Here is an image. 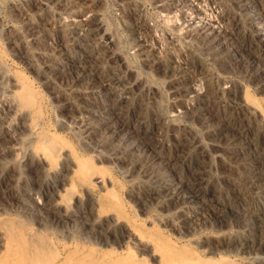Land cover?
Returning a JSON list of instances; mask_svg holds the SVG:
<instances>
[{
	"label": "rangeland",
	"instance_id": "374dc122",
	"mask_svg": "<svg viewBox=\"0 0 264 264\" xmlns=\"http://www.w3.org/2000/svg\"><path fill=\"white\" fill-rule=\"evenodd\" d=\"M0 1H1L0 18H2L0 19V66L1 68L4 67L3 69L8 71V72L6 71V73L9 74L8 76H10V84L12 85V81H14L15 78H17L15 81L25 82V84L30 86V88L33 90V92L36 95V103L39 108V115L42 118V123H43L42 126H44L42 127V129H44L46 133H49L50 135L54 136V138L63 142L64 148L68 146L66 149L69 148L68 151L72 153L71 156H73L72 158L74 160L77 161L79 159L81 161H86L93 168L92 172L95 173L97 171L95 173L96 175L98 174L99 176H103L105 179L107 178L106 181L103 179L105 181L104 182L105 187L107 186L105 188L107 192L106 190H104L103 195H107V193H110L112 191V193L116 196L115 198L116 208L113 210H108V212H106L107 210L100 212L98 208L96 207L94 208V205L91 204L90 202L91 200L86 202L88 197L90 196L88 193L86 194L87 191H85L83 188L81 189V187H75L71 192L73 196L69 192H68L69 193L68 196H67L68 193L65 194V192H62V194L66 196L65 198L67 200V203L75 204L76 200L81 198L83 199L84 202H86L85 203L86 206L82 202L80 203V205L78 204L79 205L78 209L84 212L83 217L80 218V216H78V218L76 217L74 219H70V221L72 222L68 220L69 217L65 212L61 214H57V213L53 214V212L48 211L46 209H42L38 211L36 210L35 212H39L36 213V215L38 214L40 217H44L46 221L49 223L51 222L54 223V230H51L48 236L46 234V238H47L46 242L49 244L48 246L50 247V249L53 250L55 256L56 255L65 256V254L69 251L70 246H67L69 244L65 240H62L63 237L62 235L67 234L69 230L68 227L74 226L75 229L78 228L76 230L79 232L83 231L84 229H88L87 230L88 234H86V237L88 240H90V242H87V239L86 241L75 239L77 241L74 242L75 241L74 240L72 243L73 246L72 250L76 252V259L83 260L87 264H110L107 262L109 256H115V258L119 262V263L117 262L118 264L122 263V257L129 259V261L133 262L134 264H155V263L159 264L160 263L159 260L161 261V259L163 260L166 259L165 257H168V254H165L164 250L161 249L160 247V245L162 244H165L166 246L170 247L171 250H173L172 252H176L177 255L180 254L181 264H193V263L194 264H219V263L220 264H231V263L232 264H260V263L263 264L264 263V251H262L264 249V246L262 248V244L259 245L257 243V239L264 236V228H262L264 222V216H263L264 192H262L264 191V167H263L264 166V160H263L264 159V140H263L264 120L261 119L259 120V118L253 116L251 112L250 113H246V111L242 112L240 111L241 110L240 108H236L237 107L236 105H238V103L240 102L237 100H243L246 98L248 100V103H250L252 106L257 107L258 109H260V112L262 111L264 113V91H263L264 78L256 79L252 76L253 68L254 69L259 68L262 65V62L260 61H261V56L264 54L263 52L264 48L263 46L261 47L260 41L258 39L259 32L257 28L259 27L257 24L255 25V23L252 22L251 19L253 16L252 15L253 10L260 12L262 18H264L263 17L264 0L261 1L259 0V2H256V4H254L256 8L254 7L253 10L245 9L243 5L244 2L242 3L243 0H126V1L125 0H86V1L85 0H58V1L57 0H26V1L0 0ZM22 3L24 4L25 7L26 5L29 4L27 6V9L31 7L29 9H31L30 11L32 15L33 16L35 15L34 18L37 21L52 20L54 22V24H51L52 27L50 25L49 28H47L48 31L51 32V35L53 34L52 36H55L54 41L44 44L45 46L35 45L34 39L26 31L27 30L25 28L26 25L22 21L23 20L22 16L19 15L15 9L17 6L21 5ZM40 6L41 9L39 8ZM33 9L36 10L38 13ZM41 10L43 11V13ZM246 11H248L249 13ZM39 13L40 15H38ZM41 15L42 17H40ZM37 17L39 20L37 19ZM221 17L224 18V22L226 24H224V22L223 23L221 22L222 20ZM226 18L228 21L226 20ZM237 20L240 21L238 22ZM216 21H219V23ZM235 22L239 23L240 28L237 32L240 33L238 34L237 37L238 38L237 43L234 46L235 49L240 50V54H242V56L239 57V61L233 60L234 62L237 61L235 63L232 60H228V61L225 60V62L218 61L214 59L213 55L210 54V52L207 50V46L205 45L206 44L205 37L208 36L207 34L208 32L206 31L205 26H207V24L208 25L216 24V27L217 26L220 27V28L218 27L219 30L225 31L224 29L227 30L228 28L233 30L232 27L235 24ZM17 32L22 34L27 44L31 43L30 45H32L33 47L31 46L30 50H33L32 48L34 49L39 48L38 50H36L37 51L36 55L38 57L35 55V57L37 58L36 60L38 61V62L36 61L37 62L36 66L42 69V71L43 69H46L44 70L45 74H43L44 72L41 73L42 71L39 73V71L36 70L38 68L34 69L30 67L26 59L22 58L19 53L17 54V51L13 50L12 46H10L7 38H9L11 34L12 35L17 34ZM140 37H142L141 40L144 39L147 41V45H149L148 47L149 51L147 49L146 51L148 52L143 53L142 50H139L141 49L139 47L141 43ZM109 38H111V42ZM91 39L94 42H92ZM67 41H69V44ZM238 41L240 42L238 43ZM91 42L92 44H90ZM248 43L252 47L253 53H246V52L243 53L244 51H241L243 50L242 47L244 45H248ZM86 44H88L89 51L88 49L85 51L83 47ZM47 48L50 50H48ZM68 48L71 51H69ZM92 48L95 52L102 48L105 49L106 62L104 61L105 62L104 67L103 66L98 67L99 70L97 71L98 73L96 74H94V72L90 73L89 71L88 72L86 71V79L84 81V83L86 82V84H83V82L82 83L78 82V78H76V76L80 73L79 70L76 72L68 71L66 66L70 58H72L70 62L71 63L73 62L77 66L83 67L85 65H90V63H94L95 57H93L91 54L93 51H90ZM155 51L156 53H154ZM84 53L86 56L84 55ZM79 54H81L82 56ZM146 54L148 55V57ZM252 55H254V57ZM151 56L153 57L152 59H155V61L158 59L162 61V64L160 65L161 68L159 67V65L158 67L154 66V64L152 66L151 63L152 59H150ZM53 57H55L56 60H54ZM236 57H238V54L236 55ZM48 60H51L52 63H56V64L58 63L57 65L60 66L61 69L64 64L63 66L64 70L63 69L61 70L60 75H58L57 78L58 80L56 79L55 81L56 83L55 86L57 89L60 90V93L54 92L52 87H48L49 85H47L48 83H46L47 80L44 78V76H47L49 72L50 73L52 72V70H50L49 67L48 68L46 67V63L49 62ZM254 60L258 61L260 64ZM174 61H176L174 63V68H173V71L175 73L172 72L171 69L170 70L166 69V66L168 67L169 64H171ZM253 61L256 63H254ZM25 63H27V65L29 66H27ZM236 63L239 65H237ZM112 69L114 71V74H118L119 72L120 74L118 75H122L124 84L127 86L126 87L127 95H126V100L124 101V105L127 103L133 104L130 105V107H128L129 106L128 104L125 105L126 108L124 107L125 110L124 112L126 115L129 116L131 114L130 117H132L133 120H135L134 118H137L139 116L144 115L145 118L148 116L146 119H149L148 121L150 122L153 121L152 123H154V121L157 122L159 118L160 121H163L167 125H169L170 127L169 130L172 131V132L169 131L171 138L173 137V135H175L176 131H177L176 133L179 134L177 135L181 136L180 139L175 138V136L173 137V139H176V141H173L171 147H169L167 144L164 145V149L162 153L164 156L166 155L168 156L173 150L180 152L182 149L184 151V147L180 143L181 142L180 140H182L183 137L189 140H193V139L194 141L196 140L195 142L199 147L194 143L196 145L195 147L197 150H194V154L189 156V158H187V161L191 160L190 162H187V164L189 165L188 167L189 170L188 169L186 170V173L190 172L189 173L190 176L188 173L187 174L185 173L186 175L185 174L184 175L187 177H191L189 178V181H191V183H194L196 179L195 178L196 175L194 176L193 170H196L197 167L198 168L200 167V169H202L203 168L202 166L206 165V167L207 166L209 167L211 174L212 173L214 174L211 175L214 178L213 179L211 178V182L208 185H206L208 186V189L206 188L205 192L194 195L195 203L193 202L194 204L192 205L196 207H201L202 205L203 206L206 205V207L211 206V208L213 206L216 208V211L218 210L217 211L218 216L217 214L215 215L214 212H211L210 209H208L209 212L208 215H210L212 219L210 216H207L205 217L206 219L205 221V219L201 217L200 222L197 223L194 222L189 224L188 221H185L184 219L181 218V215H179L181 213L178 212L179 210L174 209L177 207V204L175 202H173V205L175 204L176 207L172 206V204L170 203L165 202L162 198H159L164 202L163 203L161 200L157 199L158 195L155 193L153 194L154 196H152L153 189L150 188L149 186L150 183L147 182L148 180L147 179L145 180L143 177H141L142 175L134 177L132 175H134V173L136 172L133 171L131 173L128 172L129 175L128 176L126 174L127 172H124L125 170H122V168H117V167L114 168V165L109 166L112 164L109 162L106 163L103 162L104 160H102L103 159L102 153L99 154L98 152L87 151L85 150V148H83L84 147L83 137L82 135H79L77 128H75L77 131L75 129L67 130V129H61V126L58 125L60 120L62 118L64 119L68 115L66 112H64L65 111L64 105H67L68 103L66 98L69 99L70 96L73 98L76 97V99H78V102H84V100H81L82 97L81 95L85 91L84 90L85 87H88L89 86L88 84H92V83L95 84L96 87H101L100 85V83H102V80L100 79L101 75H106V73L112 74L113 73L111 72ZM99 72H101L100 73L101 75H99ZM205 72H207L208 74ZM87 78L89 80V83L87 82L88 81ZM170 83H172L173 85ZM50 88H52V90ZM152 89H155V91ZM49 90L51 91V93ZM100 90H102V88ZM109 90L107 89L108 92ZM130 91L133 93H131ZM173 91L174 93H172ZM105 94H107L106 90L105 92H102V95L107 97L106 99H104V102L115 103L118 102V99H120L117 98L118 95L115 96L116 94L112 97H108ZM114 98L117 101H115ZM130 101H132L133 103H131ZM232 101L233 102L237 101V102L233 103ZM2 103H4V101ZM219 103L220 104L222 103V105L225 108L223 106L221 107ZM144 104H147L148 106ZM212 104L214 107L211 106ZM215 104H217L218 106H216ZM1 105L2 104H0V106ZM204 105L206 107L210 105L209 107H211V109L213 110V112H211L212 110L208 107L209 108L208 111L210 114H214L217 111L215 109H219V108L221 110L224 109L225 111L227 110L226 112L231 114V116L234 115L233 118L237 121V123H239L241 120L240 118L238 119L239 116L245 114L250 115L247 117L248 121L246 120L245 123V128H246V124L249 127V129L246 128L247 131H249V133L247 132L248 134L246 133L248 137L241 140L239 143L237 142L238 144L237 147H235V150L225 145L226 143L225 141L227 140L228 136L217 135V133L209 134L206 128H204L205 126L204 124H202L203 119L201 118V115L200 114H199L200 116L197 115L198 113H200V111H198V107ZM145 106H146L145 110H142L140 108ZM232 106L235 109H232L233 108ZM157 107L158 109H156ZM147 108L148 110H146ZM142 111L144 112V114L142 113ZM235 116L237 117V119ZM220 121H218V123L221 124ZM181 125L183 128L181 127ZM47 129H49V131ZM229 130L233 131L229 133V134L232 133L231 135L237 132V131L234 132L235 130H231V129ZM60 137L62 140L60 139ZM202 150L205 151V153L207 154H205L204 152L202 153ZM183 151H181L180 154H182ZM247 151L248 153H246ZM254 152L257 154H255ZM203 154H205V156ZM201 155H203L204 157H202ZM86 158L87 159L89 158V160H87ZM200 158L201 160H199ZM198 160L199 162H196ZM60 165L59 164L57 165L56 170L59 168L58 169L59 171L61 170L64 171L63 165L62 166ZM15 169L10 168L9 170L11 171H7L6 173L7 177L5 178V180L0 179V188H1L0 195H2L0 196L1 198L0 202L2 201L0 207L3 206L2 208H0L1 209L0 225L5 224L6 222L15 223L18 220L20 221V218L22 221L23 220L26 221L25 218L20 217L18 214L16 215V212L14 213L15 210L6 211L5 209H3L4 207L7 206L8 207L13 206L14 209L17 207L16 204L14 203L17 197L15 196L14 198V196L11 193L12 190L11 186H13V182L21 183L19 185L21 191L22 190L24 191L26 187L37 188L39 183L37 181L35 182V179L38 180V177L36 175L26 174L22 176L23 178L19 179V172H17L18 171L17 168ZM174 171L173 172L167 171V172H170L172 174L174 173ZM253 175L255 176L253 177ZM127 177H129L130 179ZM193 177L195 179H193ZM142 178L145 181L144 183H149V184L144 185ZM26 179L30 180L31 182L28 180L26 181ZM11 183L12 185L10 186ZM106 183H109V185ZM111 183L113 185H110ZM140 183L143 184L140 185ZM92 185L93 186L89 190L90 193H94L95 191L97 192L101 190L100 186L96 187L98 185L96 184H92ZM135 185H137V187ZM140 189L142 190V192ZM258 189L259 192H257ZM5 191H9L8 194L10 196H3V192ZM76 192L77 193L79 192L78 195ZM84 193L87 197H84V195H82ZM31 195L34 194L31 193ZM142 195L143 197H141ZM197 195L198 197L199 196L200 197L198 198ZM3 198H5L4 199L5 201L3 200ZM82 199L80 201H82ZM153 200L155 203H158V205L157 204L155 205V203H153ZM4 202L7 204L6 206ZM160 202L162 204H159ZM10 203L13 204L10 205ZM165 204L166 206L169 207H166ZM222 208L225 210H223ZM96 210L97 213L99 212L98 214L96 213ZM174 210L175 211L177 210V212H175ZM109 211L113 213H110ZM100 213H104V214L108 213L109 215L110 214L111 215L109 216L107 214V216L103 215L104 217H102V214L100 215ZM2 214L4 215L6 214V216L10 218H7L6 216L3 217L4 215L2 216ZM108 216L110 217V219ZM12 217L14 218L13 220L11 219ZM96 218L99 220V222L97 220L98 223L95 224L96 226L95 225L93 226L92 223L95 221ZM118 218L121 220H118ZM123 218L125 219L122 221ZM178 218H181V220ZM178 220L181 222H178ZM3 221L5 223H3ZM128 221H129L128 223L129 225L126 224V222ZM175 221L177 223H174ZM119 222L121 223L123 222V223L121 224ZM132 225L134 226L132 227ZM179 225H181L182 227L180 228ZM197 225L200 227H198ZM196 226L198 227L199 230H196L197 229ZM31 228L37 231L39 226L37 227L36 224H33ZM259 228H261L262 230ZM59 229L61 230L59 231ZM4 231L5 230H3V227L0 226V236L2 235V237L0 238L3 241L5 240ZM129 233H135L137 236H140V238H142L144 242L143 241H141L142 243L135 242L133 238L129 236ZM251 238H253L254 240ZM145 239L150 241L149 242L145 241ZM150 246L153 248H151ZM257 246L259 247L256 248ZM247 249L249 250L247 251ZM252 249L253 251H251ZM150 250H153L151 252L152 253L154 252L158 256L157 255L150 256L151 254V252H149ZM256 252L258 254L260 253L261 255L260 254L258 255ZM253 257L256 258L254 259Z\"/></svg>",
	"mask_w": 264,
	"mask_h": 264
},
{
	"label": "bare ground",
	"instance_id": "6f19581e",
	"mask_svg": "<svg viewBox=\"0 0 264 264\" xmlns=\"http://www.w3.org/2000/svg\"><path fill=\"white\" fill-rule=\"evenodd\" d=\"M24 1V0H23ZM26 1V0H25ZM58 1V0H57ZM55 1V2H57ZM86 1V0H85ZM126 1V0H125ZM261 1V0H260ZM1 2V1H0ZM16 2V1H15ZM50 2V1H49ZM54 2V3H55ZM62 2V1H61ZM244 2V3H243ZM256 2H259V0H243L242 3L247 10H253L255 7L254 4ZM27 3V2H26ZM82 3V2H81ZM89 3V2H88ZM133 3V2H132ZM155 3V2H154ZM238 3V2H237ZM20 4V3H18ZM35 4V3H34ZM86 4V3H85ZM158 4V3H157ZM29 5V4H28ZM24 6L22 3L21 5L17 6L15 9L18 12L19 15L22 16L23 23L26 25V31L30 36L34 39L35 45L37 46H45L44 44L54 41V37L51 35V32L48 31L47 28L51 24H54L52 21H37L34 16L31 13V7L27 9V6ZM42 5V4H41ZM258 5V4H257ZM256 5V6H257ZM16 6V5H15ZM36 7V6H35ZM45 7V6H44ZM243 7V6H242ZM241 7V8H242ZM263 7V6H262ZM41 9V6L39 7ZM256 8V7H255ZM6 9V8H5ZM39 9V10H40ZM70 9V8H69ZM34 10V9H33ZM32 10V12H33ZM38 10V7H37ZM43 10V9H42ZM41 10V11H42ZM134 10V9H133ZM36 11V10H34ZM40 11V13H41ZM44 11V10H43ZM42 11V13H43ZM48 11V10H47ZM51 11V10H50ZM98 11V10H97ZM136 11V10H135ZM13 12V11H12ZM37 12V11H36ZM35 12V13H36ZM248 12V11H246ZM262 12V11H261ZM9 13V12H8ZM38 13V12H37ZM40 13L38 15H40ZM91 13V12H90ZM249 13V12H248ZM254 13V14H253ZM252 13V22L257 24L259 28H257L259 34H258V39L260 41L261 47L263 46L264 48V18H262V15L260 12L253 10ZM17 14V15H18ZM104 14V13H103ZM7 15V14H6ZM37 15V14H36ZM81 15V14H80ZM249 15V14H247ZM5 16V15H4ZM49 16V15H48ZM92 16V15H91ZM100 16V15H99ZM137 16V15H136ZM42 17V15L40 16ZM58 17V16H57ZM75 17V16H74ZM233 17V16H232ZM264 17V16H263ZM4 18V17H3ZM66 18V17H65ZM100 18V17H98ZM222 18V17H221ZM2 19V18H0ZM38 19V17H37ZM43 19V18H42ZM53 19V18H52ZM81 19V18H80ZM91 19V18H90ZM250 19V20H251ZM39 20V19H38ZM48 20V19H47ZM58 20V19H57ZM78 20V19H77ZM103 20V19H102ZM227 20V18H226ZM230 20V19H229ZM220 21V20H219ZM219 21H216L219 23ZM228 21V20H227ZM238 21V20H237ZM240 21V20H239ZM238 21V22H239ZM16 22V21H15ZM107 22V21H106ZM215 22V23H216ZM221 22H224V18H222ZM231 22V21H230ZM235 22L233 25V30L228 28L227 30H219V26L216 27V24H207L205 26L206 31L208 32V36L205 37V42L207 46V50L210 52L211 55H213L214 59L218 61H228V60H237L239 61V57L242 56L240 54V50L235 49L236 43H237V37L240 32H237L240 28L239 23ZM224 24H226L224 22ZM228 24V23H227ZM242 24V23H241ZM240 24V25H241ZM251 24V23H250ZM76 25V24H74ZM84 25V24H83ZM218 25V24H217ZM253 25V24H252ZM95 26V25H94ZM107 26V25H106ZM193 26V25H192ZM225 26V25H224ZM52 27V25H51ZM219 27V28H218ZM252 27V26H251ZM257 27V26H256ZM24 28V29H25ZM137 28V27H136ZM54 29V28H51ZM50 29V30H51ZM243 29V28H242ZM245 29V27H244ZM84 30V29H83ZM110 30V29H109ZM143 30V29H142ZM12 31V30H11ZM56 31V30H55ZM204 31V28H203ZM223 31V32H222ZM245 31V30H244ZM257 32V31H256ZM50 33V34H49ZM75 33V32H73ZM85 33V32H84ZM109 33V31H108ZM113 33V32H112ZM149 33V32H148ZM80 34V33H79ZM100 34V33H99ZM141 34V33H140ZM147 34V33H146ZM206 35V34H205ZM243 35V32H242ZM29 36V37H30ZM81 36V35H80ZM100 36V35H99ZM198 36V35H197ZM210 36V39H209ZM109 37V36H108ZM116 37V36H115ZM144 37V36H143ZM204 37V35H203ZM228 37V38H226ZM256 37V35H255ZM117 38V37H116ZM115 38V39H116ZM142 37H140L141 40ZM8 39V42L10 46H12L13 50L17 51V54L19 53L22 58H25L27 63L30 65L32 68H38L36 69L39 71V73L42 71L39 67H37V58L35 57L37 51L39 48L30 50L31 46L30 44H27L25 42V39L23 38L21 33L17 34H11ZM56 39V38H55ZM80 39V38H79ZM139 39V38H138ZM209 39V40H208ZM241 39V38H240ZM244 39V38H243ZM31 40V39H30ZM57 40V39H56ZM55 40V41H56ZM92 40V39H91ZM100 40V39H99ZM111 42V38H109ZM69 44V41H67ZM72 42V41H71ZM70 42V43H71ZM92 42H94L92 40ZM92 42L90 44H92ZM109 42V43H110ZM140 42V41H139ZM204 42V43H205ZM240 41H238L239 43ZM242 42V41H241ZM245 42V41H244ZM89 43V42H88ZM97 43V42H96ZM243 43V42H242ZM59 44V43H58ZM104 44V43H103ZM60 45V44H59ZM83 45V44H81ZM94 45V44H93ZM108 45V44H106ZM252 45V44H251ZM36 46V47H37ZM47 46V45H46ZM50 46V43H49ZM57 46V45H56ZM97 46V45H96ZM100 46V45H99ZM205 46V47H206ZM239 46V44H238ZM33 47V46H32ZM58 47V46H57ZM85 51L88 49V44L83 46ZM117 47V46H116ZM139 47L142 50L143 53L148 52V47L147 41L142 39ZM152 47V46H151ZM199 47V46H198ZM242 47V46H241ZM65 48V47H63ZM99 48V47H98ZM105 48V47H104ZM48 49V48H47ZM138 49V48H137ZM146 49L148 51H146ZM152 49V48H151ZM235 49V50H234ZM244 51L243 53H253L252 47L249 45H244L242 47ZM44 50V48H43ZM42 50V51H43ZM46 50V49H45ZM50 50V49H48ZM69 51H71L68 48ZM82 50V49H81ZM105 49H100L98 51H94L93 48L90 51H93L91 54L94 59V63H90V65H85V66H77L73 62L71 63L70 58L69 62L67 63V70L68 71H73L76 72L79 70V74L76 76L78 78V82L83 84L85 79H86V71L94 74L98 73L97 71L99 70L98 67L103 66L105 61ZM173 50V49H172ZM205 50V49H204ZM56 51V50H55ZM54 51V52H55ZM89 51V49H88ZM137 51V50H136ZM154 51V50H153ZM11 52V51H10ZM51 52V51H50ZM53 52V50H52ZM82 52V51H81ZM158 52V51H157ZM171 52V51H170ZM256 52V51H254ZM264 52V51H263ZM56 53V52H55ZM69 53V52H68ZM89 53V52H86ZM110 53V52H109ZM156 53V51L154 52ZM153 53V54H154ZM193 53V52H192ZM52 54V53H51ZM97 54V55H96ZM107 54V53H106ZM127 54V53H126ZM148 54V53H147ZM146 54V55H147ZM158 54V53H157ZM155 54V55H157ZM160 54V53H159ZM170 54V53H169ZM208 54V53H207ZM238 54V57L236 55ZM16 55V54H15ZM49 55V54H48ZM72 55V54H71ZM81 55V54H79ZM85 55V53H84ZM113 55V54H112ZM144 55V54H143ZM142 55V56H143ZM145 55V56H146ZM37 56V55H36ZM82 56V55H81ZM86 56V55H85ZM165 56V55H164ZM171 56V55H170ZM254 57V55H252ZM38 57V56H37ZM41 57V56H40ZM139 57V56H138ZM144 57V56H143ZM142 57V58H143ZM148 57V55H147ZM175 57V56H174ZM231 57V58H230ZM252 57V58H253ZM48 58V57H47ZM54 60L55 57H53ZM84 58V57H82ZM87 58V57H86ZM122 58V56H121ZM124 58V57H123ZM153 57L151 56L150 59ZM155 58V57H154ZM60 59V58H58ZM57 59V60H58ZM116 59V58H114ZM149 59V58H148ZM161 59V58H160ZM168 59V58H167ZM249 59V58H248ZM256 59V58H255ZM43 60V59H42ZM41 60V61H42ZM62 60V59H61ZM60 60V61H61ZM83 60V59H81ZM88 60V59H87ZM125 60V59H124ZM251 60V58H250ZM257 60V59H256ZM254 60V61H256ZM37 61V62H36ZM40 61V60H39ZM45 61V60H44ZM49 62L46 63V67L50 68L52 72L47 76H44V78L47 80L46 83L49 85L48 87H52L54 92H59L60 90L56 88V79L58 78V75H60L61 70L60 66H58L56 63H52L51 60H48ZM59 61V63H60ZM105 61V62H104ZM235 61V62H237ZM253 61V62H254ZM58 62V61H57ZM63 62V61H62ZM61 62V63H62ZM66 62V61H65ZM88 62V61H86ZM108 62V61H107ZM117 62V61H116ZM115 62V63H116ZM149 62V61H148ZM176 61L172 62L169 64V66H166V69H171L172 72L174 68V63ZM215 62V60H214ZM234 62V61H233ZM234 62V63H235ZM250 62V61H249ZM259 63L258 61H256ZM254 62V63H256ZM262 65L259 68H253L252 76L256 79L264 78V54L261 56V61ZM16 63V62H15ZM27 63H25L27 65ZM85 63V62H84ZM150 63V62H149ZM152 66L160 67L162 64V61L159 59L155 61V59L151 60ZM217 63V62H216ZM243 63V62H241ZM251 63V62H250ZM87 64V63H86ZM223 64V63H221ZM226 64V63H225ZM237 64V63H236ZM260 64V63H259ZM27 65V66H29ZM39 65V64H38ZM61 65V64H60ZM81 65V64H80ZM220 65V64H219ZM239 65V64H237ZM256 65V64H254ZM258 65V64H257ZM43 66V65H42ZM120 66V65H118ZM146 66V65H145ZM102 67V68H103ZM4 68V67H3ZM0 66V179L5 180L7 177L6 173L10 168H17V172H19V179L23 178V175L26 174H31V175H36L38 177V180L35 179V182H39L37 188H30L26 187V189L23 191L20 190V182L16 183L13 182L10 184L12 187L11 193L12 195L17 197L16 201L14 202L16 204V208L14 207H4L6 211L8 210H15L14 213L16 212V215L18 214L20 217H23L26 219V221H22L20 217V221L18 220L15 223H5L3 221V225H0L3 227V230H5V240L3 241L0 238V264H87L83 260H77L76 259V252L73 251V246L72 243L75 239H80L82 241H86L87 237L86 234L88 229H84L83 231L79 232L74 228V226L68 227V232L65 235H62V240H65L70 246L69 251L65 254V256L61 255H54L53 250L50 249L48 246L49 244L46 242V234L48 236L49 232L51 230H54V223L47 222L44 217H40L35 212L36 210H42L46 209L48 211H51L57 214H61L65 212L67 216L70 219L78 218V216L83 217L84 212L79 210L78 206L80 203H86L89 200H91V204L94 205V208H98L100 212L107 210H113L116 207V196L112 193H107V195H103V191L106 190L104 182L106 179L103 176H98L92 172V167L86 162V161H81V160H74L71 156V152L68 151V149L64 148L63 142L60 140L54 138V136L50 135L49 133H46L44 129H42L43 123H42V118L39 115V108L36 103V95L33 92V90L30 88L29 85L25 84V82H18L15 81L17 78H15L14 81H12V85L10 84V76L9 74L6 73L7 70H4ZM111 68V67H110ZM134 68V67H133ZM138 68V67H137ZM161 68V67H160ZM159 68V69H160ZM189 69V68H188ZM203 69V68H201ZM229 69V68H228ZM43 71L41 73L44 72ZM64 70V69H63ZM103 70V69H102ZM119 70V69H118ZM163 70V69H162ZM13 71V70H12ZM36 71V72H37ZM82 71V72H81ZM8 72V71H7ZM10 72V71H9ZM113 72L112 74H107L106 75H101L99 72V75H101L100 79L102 80V83H100L101 87H96L95 84H88V87H85V91L81 95V100H84V102H78V99L69 97V99L66 98L67 100V105H64L65 111L68 115L64 119L62 118L58 125L61 126V129H75L77 128L79 135H82L83 137V143L85 150L91 151V152H98L99 154L102 153V160L103 162H109L114 168H122V170H125L124 172H127L126 174L128 175V172H136L134 173V177L140 176L143 177L145 180L147 179L149 183H144L145 181L143 180L144 185L149 184L150 188L153 189L152 196L153 194H157L158 198H162L165 202L172 204L175 202L177 204V207L174 209L179 210L181 214V218L184 219L185 221H188L190 223H197L200 222V218L210 216L208 215V209L211 210V212H214L216 215L218 210L216 211V208L212 206L206 207V205H202L201 207H196L192 204H194V198L195 194H200L205 192L206 188L208 189V185L211 182V178L213 179L211 175V171L209 167L206 165L202 166L203 168L200 169V167L194 171V176L196 175L194 183H191L189 181V178L185 176L186 170H189V165L187 164V158L189 156L194 154V150L196 149V140H189L186 138H182L180 140L181 144L184 147V151L182 154L181 151L177 152L175 150H170L172 151L168 156H164L163 149L164 145L167 144L169 147H171L173 141H176L175 138L180 139L181 136H178L179 134L175 132V135L171 138L170 136V131L169 130V125H167L165 122L160 121L158 118V121L154 123L148 121L149 119H146L145 116H139L137 118H134L133 120L130 115L125 114L124 110V101L126 100V95H127V86L124 84V80L122 78V75L118 72V74H114L113 69L111 70ZM139 72V71H138ZM191 72V71H190ZM38 73V72H37ZM38 73V74H39ZM67 73V72H66ZM117 73V71H116ZM175 73V72H174ZM202 73V72H201ZM207 73V72H205ZM20 74V73H19ZM45 74V72L43 73ZM42 74V75H43ZM62 74V73H61ZM104 74V72H103ZM123 74V73H121ZM126 74V73H125ZM172 74V73H171ZM182 74V73H181ZM208 74V73H207ZM170 75V74H169ZM98 76V75H97ZM182 76V75H181ZM183 77V76H182ZM181 77V78H182ZM40 78V77H39ZM60 78V77H59ZM61 79V78H60ZM64 79V78H63ZM99 79V80H100ZM12 80V79H11ZM58 80V79H57ZM66 80V79H65ZM75 80V79H74ZM88 80V78H87ZM173 80V79H172ZM133 81V80H132ZM131 81V82H132ZM170 81V80H169ZM259 81V80H258ZM257 81V82H258ZM262 81V80H261ZM89 83V80L87 81ZM91 82V81H90ZM101 82V81H100ZM173 82V81H172ZM186 82V81H184ZM192 82V81H191ZM219 82V81H218ZM263 82V81H262ZM8 83V85H7ZM260 83V82H259ZM10 84V85H9ZM65 84V83H64ZM128 84V83H127ZM130 84V83H129ZM165 84V83H164ZM172 84V83H170ZM169 84V85H170ZM223 84V83H221ZM230 84V83H229ZM242 84V83H241ZM240 84V85H241ZM264 84V83H263ZM139 85V84H138ZM144 85V84H143ZM173 85V84H172ZM233 85V84H232ZM259 85V84H258ZM58 86V85H57ZM63 86V85H62ZM153 86V85H152ZM225 86V85H224ZM223 86V87H224ZM263 86V85H262ZM47 87V88H48ZM123 87V88H122ZM136 87V86H135ZM209 87V86H208ZM245 87V86H244ZM52 88H50L52 90ZM102 88V90H100ZM173 88V87H172ZM235 88V87H234ZM252 88V87H251ZM263 88V87H262ZM109 90V92L107 91ZM136 89V88H135ZM214 89V88H213ZM217 89V87H216ZM260 89V88H259ZM67 90V89H66ZM107 92L108 97L117 96L118 102H104L105 97L102 95V92ZM155 91V89H152ZM175 90V89H174ZM201 90V89H200ZM210 90V89H209ZM50 91V90H49ZM76 91V90H75ZM264 91V90H263ZM37 92V91H36ZM131 92V91H130ZM159 92V91H158ZM179 92V91H178ZM198 92V91H197ZM51 93V91H50ZM63 93V92H61ZM133 93V92H131ZM138 93V92H137ZM171 93V92H170ZM174 93V91L172 92ZM177 93V92H176ZM185 93V92H184ZM244 93V91H243ZM58 94V93H57ZM156 94V93H155ZM196 94V93H195ZM233 94V93H232ZM257 94V93H256ZM133 95V94H132ZM154 95V93H153ZM158 95V94H157ZM171 95V94H170ZM180 95V94H179ZM204 95V94H203ZM210 95V94H209ZM241 95V93H240ZM60 96V95H59ZM64 96V95H63ZM121 96V97H119ZM147 96V95H146ZM184 96V95H183ZM58 97V95H57ZM65 97V96H64ZM190 97V96H189ZM212 97V96H211ZM214 97V96H213ZM220 97V96H219ZM218 97V98H219ZM239 97V96H238ZM243 97V96H242ZM60 98V97H59ZM116 98V97H115ZM114 98V100H115ZM142 98V97H141ZM153 98V97H152ZM176 98V97H175ZM227 98V97H226ZM245 98V97H244ZM130 99V98H128ZM136 99V98H135ZM178 99V98H177ZM240 99V98H239ZM243 99V98H241ZM38 100V99H37ZM64 100V99H63ZM65 100V101H66ZM134 100V99H133ZM132 100V101H133ZM140 100V99H139ZM144 100V99H142ZM4 101V103H2ZM117 101V100H115ZM130 101L131 103H133ZM208 101V100H207ZM240 101L238 105H236V108H240L242 112L246 111V113H252L253 116L258 117L259 120H264V113L260 109H258L255 106H252L250 103H248V100L245 98L243 100H237ZM236 101V102H237ZM60 102V101H59ZM62 102V101H61ZM101 102V103H100ZM147 102V101H145ZM220 102V101H218ZM230 102V101H229ZM233 102V101H232ZM235 102V101H234ZM233 102V103H234ZM235 102V103H236ZM82 103V104H80ZM143 104V103H142ZM148 104V103H147ZM144 104V105H147ZM152 104V103H151ZM220 104V103H219ZM225 104V103H223ZM63 105V104H62ZM130 105L133 104H128ZM139 105V104H138ZM150 105V104H149ZM190 105V104H189ZM202 105V104H201ZM218 106L217 104H215ZM136 106V104H135ZM141 106V104H140ZM148 106V105H147ZM159 106V105H158ZM210 106V105H209ZM208 106V107H209ZM213 106V104L211 105ZM222 107V103L220 104ZM44 107V106H43ZM134 107V106H133ZM177 107V106H176ZM206 107L201 106L198 107V113L197 115H201V118L203 119L204 128L210 133H217V135H224L228 136L227 140L225 141V145L229 148H233L235 150V147H237V144L247 138V134L249 131H247L246 128L249 129L248 125L246 124L245 128V123L247 120V117L250 116L249 114H245L242 116H239L238 119L240 118V122L237 123V121L231 116V114L227 113L224 110L215 109L217 110L214 114L209 113V108L211 107ZM214 107V106H213ZM224 107V106H223ZM231 107V106H230ZM233 107V106H232ZM126 108V107H125ZM142 110H145V107H140ZM151 108V107H150ZM167 108V107H166ZM171 108V107H170ZM174 108V107H173ZM225 108V107H224ZM129 109V108H128ZM140 109V110H141ZM153 109V108H152ZM151 109V110H152ZM155 109V108H154ZM158 109V107L156 108ZM230 109V108H229ZM232 109H235L234 107ZM138 110V109H137ZM135 110V111H137ZM148 110V108L146 109ZM171 110V109H170ZM187 110V109H186ZM212 110V109H211ZM63 111V109H62ZM191 111V110H189ZM197 111V112H198ZM178 112V110H177ZM180 112V111H179ZM185 112V111H184ZM213 112V110L211 111ZM46 113V112H45ZM44 113V114H45ZM127 113V112H126ZM144 114V112L142 111ZM147 113V112H146ZM154 113V112H153ZM171 113V111H170ZM174 113V112H173ZM189 113V112H188ZM236 113V112H235ZM239 113V112H237ZM139 114V113H138ZM141 114V113H140ZM169 114V113H168ZM177 114V113H176ZM190 114V113H189ZM65 115V114H64ZM199 115V116H200ZM137 116V115H136ZM178 116V115H177ZM192 116V115H191ZM62 117V116H61ZM236 117V116H235ZM19 118V119H18ZM155 118V117H154ZM178 118V117H177ZM191 118V117H190ZM196 118V117H195ZM164 119V118H163ZM194 119V118H193ZM223 121H222V120ZM237 119V117H236ZM249 119V118H248ZM251 119V118H250ZM133 120V121H132ZM157 120V118H156ZM178 120V119H177ZM221 120V121H220ZM258 120V121H259ZM59 121V120H57ZM218 121L221 122L218 123ZM248 121V120H247ZM175 122V121H174ZM194 122V121H193ZM261 122V121H260ZM259 122V123H260ZM171 123V122H170ZM248 123V122H247ZM264 123V122H263ZM184 124V123H183ZM257 124V123H254ZM167 125V126H166ZM172 126V125H171ZM174 126V125H173ZM251 126V125H250ZM182 127V125H181ZM179 128V127H177ZM183 128V127H182ZM251 128V127H250ZM60 129V130H61ZM185 129V128H184ZM183 129V130H184ZM187 129V128H186ZM189 129V127H188ZM203 129V128H202ZM231 130H235L233 135L229 134ZM49 131V129H47ZM76 130V129H75ZM76 130V131H77ZM170 131V132H169ZM186 131V130H185ZM193 131V130H192ZM195 131V130H194ZM77 132V133H78ZM189 132V131H188ZM200 132V131H199ZM248 132V133H247ZM253 132V131H252ZM51 133V132H50ZM76 133V134H77ZM196 133V132H195ZM247 133V134H246ZM174 134V132H173ZM178 134V135H177ZM186 134V133H184ZM183 134V135H184ZM193 134V133H192ZM200 134V133H199ZM259 134V133H258ZM56 135V134H55ZM72 135V134H71ZM78 135V134H77ZM75 135V136H77ZM191 135V134H190ZM194 135V134H193ZM196 135V134H195ZM214 136V135H213ZM251 136V134H250ZM81 137V138H82ZM215 137V136H214ZM221 137V136H220ZM257 137V136H256ZM63 138V137H62ZM75 138V137H74ZM225 138V137H224ZM61 139V137H60ZM250 139V138H249ZM62 140V139H61ZM264 140V138H263ZM81 142V141H80ZM219 142V141H218ZM238 142V143H237ZM78 143V142H77ZM196 145H195V144ZM249 143V142H247ZM199 144V143H198ZM221 144V143H219ZM255 144V143H252ZM79 145V144H78ZM201 145V143H200ZM203 145V144H202ZM246 145V144H245ZM244 145V146H245ZM260 145V144H259ZM177 146V145H176ZM198 146V145H197ZM219 146V145H218ZM243 146V147H244ZM256 146V145H255ZM75 147V146H74ZM77 147V146H76ZM199 147V146H198ZM246 147V146H245ZM261 147V146H259ZM221 148V147H219ZM205 149V148H204ZM225 149V148H224ZM241 149V148H240ZM258 149V148H257ZM226 150V149H225ZM237 150V149H236ZM175 151V152H174ZM252 151V150H251ZM80 152V151H79ZM85 152V151H84ZM90 152V153H91ZM149 152V153H148ZM168 152V151H167ZM197 152V151H196ZM199 152V151H198ZM205 153V151L202 150V153ZM239 152V151H238ZM241 152V151H240ZM258 152V151H256ZM263 152V151H262ZM244 153V152H243ZM248 153V151L246 152ZM255 153V152H254ZM261 153V150H260ZM207 154V153H205ZM205 154H203L205 156ZM257 154V153H255ZM76 155V153H75ZM74 155V156H75ZM98 155V154H97ZM201 155L202 157H204ZM246 155V154H245ZM251 155V154H250ZM84 156V155H83ZM90 156V155H89ZM252 156V155H251ZM79 157V156H78ZM199 157V156H198ZM207 157V156H206ZM254 157V156H253ZM193 158V157H192ZM77 159V158H76ZM83 159V158H82ZM87 159V158H86ZM91 159V158H90ZM210 159V158H209ZM243 159V158H242ZM89 160V158L87 159ZM201 160V158L199 159ZM196 161V162H199ZM203 160V159H202ZM235 160V159H234ZM264 160V159H263ZM99 161V160H98ZM101 161V159H100ZM204 161V160H203ZM202 161V162H203ZM90 162V161H89ZM206 162V161H205ZM251 162V161H250ZM98 163V162H97ZM62 164L64 167V171L61 170L59 171L57 168V165ZM99 164V163H98ZM108 164V163H107ZM198 164V163H197ZM203 164V163H202ZM60 165V166H62ZM105 165V164H104ZM196 165V164H195ZM199 165V164H198ZM210 165V164H209ZM239 165V164H238ZM262 165V164H261ZM260 165V166H261ZM194 166V165H193ZM201 166V164H200ZM233 166V164H232ZM192 167V166H191ZM211 167V166H210ZM264 167V166H263ZM260 168V167H259ZM262 168V167H261ZM194 169V168H193ZM239 169V167H238ZM255 169V167H254ZM16 170V169H15ZM175 170V171H174ZM248 170V169H247ZM95 171V170H94ZM117 171V170H116ZM174 173H170V172ZM192 171V172H193ZM254 171V170H253ZM257 171V170H256ZM105 172V171H104ZM122 172V171H121ZM261 172V171H260ZM106 173V172H105ZM186 173V174H185ZM190 173V172H189ZM188 173V174H189ZM247 173V172H246ZM101 174V173H100ZM120 174V173H119ZM137 174V175H135ZM162 174V175H161ZM185 174V175H184ZM192 174V173H191ZM9 175V174H8ZM12 175V174H10ZM102 175V174H101ZM214 175V174H213ZM35 176V177H36ZM129 176V175H128ZM190 176V174H189ZM248 176V174H247ZM252 176V175H251ZM255 175H253L254 177ZM11 177V176H10ZM31 177V176H30ZM107 177V176H106ZM131 177V175H130ZM26 178V177H24ZM28 178V177H27ZM110 178V177H108ZM113 178V177H112ZM129 178V177H127ZM133 178V177H132ZM17 179V178H16ZM105 181H104V180ZM130 179V178H129ZM134 179V178H133ZM192 179V180H193ZM250 179V178H249ZM262 179V178H261ZM28 179H26L27 181ZM32 180V179H31ZM18 181V180H17ZM30 181V180H28ZM108 181V180H107ZM132 181V180H131ZM137 181V180H136ZM140 181V180H139ZM216 181V179H215ZM24 182V180H23ZM31 182V181H30ZM94 182V183H93ZM112 182V181H111ZM130 182V181H129ZM262 182V181H260ZM4 183V182H2ZM127 183V182H126ZM131 183V182H130ZM143 183H140L143 184ZM254 183V182H253ZM37 184V183H36ZM92 184H96L99 187L100 186V191H95L94 193H90V189L93 186ZM109 185V183H106ZM193 184V185H192ZM249 184V183H248ZM26 185V184H25ZM34 185V184H33ZM110 185H113L112 183ZM254 185V184H253ZM257 185V184H256ZM259 185V184H258ZM137 187V185H135ZM255 186V185H254ZM262 186V185H261ZM4 187V186H3ZM6 187V186H5ZM8 187V185H7ZM75 187H81L83 188L86 192L88 193L90 197H88L87 201L84 202L83 199H77L76 203H67L66 196L62 194V192H65L67 194L68 192L71 193L72 190ZM110 187V186H109ZM108 187V188H109ZM112 187V186H111ZM132 187V186H131ZM142 187V186H141ZM249 187V186H248ZM10 188V187H9ZM107 188V189H108ZM144 188V187H143ZM148 188V187H147ZM254 188V187H253ZM260 188V187H259ZM1 189V188H0ZM149 189V188H148ZM252 189V188H250ZM9 190V189H8ZM98 190V189H96ZM141 190V189H140ZM3 191V190H2ZM151 191V192H152ZM254 191V190H253ZM107 192V190H106ZM133 192V191H132ZM142 192V190H141ZM150 192V191H149ZM239 192V191H238ZM259 192V189L258 191ZM264 192V191H262ZM9 191L3 192V196H10ZM33 193L34 195H31ZM67 194V196L69 195ZM77 193V192H76ZM79 193V192H78ZM77 193V195H78ZM8 194V195H7ZM264 194V193H263ZM72 195V193H71ZM84 197H87L84 194ZM141 195V193H140ZM144 195V194H143ZM143 195L141 197H143ZM156 195V197H157ZM2 196V195H0ZM73 196V195H72ZM147 196V195H146ZM261 196V195H260ZM75 197V196H74ZM82 197V196H81ZM148 197V196H147ZM151 197V196H150ZM198 197V195H197ZM200 197V196H199ZM198 197V198H199ZM149 198V197H148ZM154 198V197H152ZM150 198V199H152ZM203 198V197H202ZM5 198H3L4 200ZM74 199V198H73ZM149 199V201H150ZM1 200V198H0ZM156 200V199H155ZM161 200V199H159ZM256 200V199H255ZM5 201V200H4ZM10 201V200H9ZM12 201V200H11ZM72 201V200H71ZM145 201V200H144ZM162 201V200H161ZM2 202V201H1ZM0 202V205H1ZM69 202V201H68ZM148 202V201H147ZM146 202V203H147ZM159 202V201H156ZM163 202V201H162ZM194 202V203H193ZM207 202V201H206ZM258 202V201H257ZM5 203V202H4ZM153 203L154 200H153ZM164 203V202H163ZM263 203V202H262ZM13 204V203H12ZM10 203V205H12ZM14 204V205H15ZM65 204V205H64ZM79 204V205H78ZM151 204V202H150ZM158 205V203H155V205ZM159 204H162L161 202ZM169 204V205H170ZM212 204V203H211ZM216 204V203H214ZM4 205V204H3ZM7 204L5 203V206ZM164 205V204H163ZM199 205V204H198ZM262 205V204H261ZM65 206V207H64ZM86 206V204H85ZM162 206V205H161ZM166 206V204H165ZM219 206V205H218ZM3 207V206H2ZM0 207V208H2ZM88 207V206H87ZM144 207V206H143ZM164 207V206H163ZM169 207V206H166ZM165 208V207H164ZM171 208V206H170ZM220 208V207H219ZM264 208V207H263ZM83 209V208H82ZM169 209V208H167ZM223 209V208H222ZM232 209V208H231ZM230 209V210H231ZM1 210V209H0ZM177 210L175 212H177ZM225 210V209H223ZM227 210V209H226ZM229 210V209H228ZM260 210V209H258ZM262 210V208H261ZM264 210V209H263ZM120 211V210H118ZM167 211V210H166ZM170 211V210H169ZM110 212V211H109ZM115 212V211H114ZM173 212V211H172ZM174 212V214H175ZM230 212V211H229ZM264 212V211H263ZM97 213V210H96ZM99 213V212H98ZM97 213V214H98ZM113 213V212H110ZM117 213V212H116ZM107 216L105 213H100V215ZM118 214V213H117ZM177 214V213H176ZM4 214H2L3 216ZM41 215V214H40ZM86 215V214H85ZM109 215V214H108ZM111 215V214H110ZM109 215V216H110ZM113 215V214H112ZM115 215V214H114ZM122 215V214H121ZM6 214L3 216L5 217ZM64 216V215H63ZM66 216V215H65ZM108 216V217H109ZM117 216V215H116ZM120 216V215H119ZM218 216V214H217ZM256 216V215H255ZM264 216V215H263ZM1 217V216H0ZM2 217V218H3ZM7 217V216H6ZM94 217V216H93ZM96 217V216H95ZM99 217V218H102ZM124 217V216H123ZM176 217V216H175ZM211 217V216H210ZM259 217V216H258ZM10 218V217H7ZM117 218V217H116ZM122 218V217H121ZM172 218V217H171ZM181 218H178L181 220ZM260 218V217H259ZM12 220L14 219L13 217L11 218ZM9 219V220H11ZM106 219V218H104ZM108 219V218H107ZM110 219V217H109ZM125 218L122 219V221ZM169 219V218H168ZM212 219V217H211ZM16 220V218H15ZM97 218L95 221L92 223L93 226L99 222H97ZM101 220V219H100ZM118 220H121L118 218ZM174 220V219H173ZM172 220V221H173ZM202 220V219H201ZM7 221V220H5ZM66 221V222H69ZM74 221V220H73ZM135 221V220H134ZM167 221V220H166ZM171 221V219H170ZM206 221V219H205ZM204 221V222H205ZM208 221V220H207ZM263 221V220H262ZM72 222V221H70ZM79 222V221H78ZM178 222H181L178 220ZM203 222V221H202ZM209 222V221H208ZM2 223V222H1ZM101 223V222H100ZM116 223V222H115ZM121 223V222H119ZM123 223V222H122ZM121 223V224H122ZM126 222V224H128ZM174 223H177L176 221ZM183 223V222H182ZM33 224H36L37 231L33 230L31 226ZM186 224V223H185ZM188 224V223H187ZM5 225V227H4ZM116 225V224H115ZM120 225V224H119ZM124 225V224H123ZM129 225V224H128ZM127 225V226H128ZM205 225V224H204ZM90 226V225H89ZM96 226V225H95ZM125 226V225H124ZM123 226V227H124ZM131 226V223H130ZM134 225H132L133 227ZM140 226V225H139ZM178 226V225H177ZM187 226V225H186ZM190 226V225H189ZM198 226V225H197ZM196 226V227H197ZM76 227V226H75ZM119 227V226H118ZM121 227V226H120ZM129 227V226H128ZM173 227V226H172ZM181 228L182 226L179 225ZM184 227V226H183ZM188 227V226H187ZM200 227V226H198ZM197 227L196 230H199ZM203 227V226H202ZM262 227V226H260ZM113 228V227H112ZM136 228V227H134ZM195 228V227H194ZM264 228V222H263V227ZM2 229V228H1ZM255 229V228H254ZM261 229V228H259ZM61 229H59L60 231ZM137 230V229H136ZM135 230V231H136ZM139 230V229H138ZM262 230V229H261ZM130 231V230H128ZM134 231V230H132ZM180 231V230H179ZM65 232V231H64ZM138 232V231H137ZM181 232V231H180ZM197 232V231H196ZM52 233V232H51ZM128 233V232H127ZM136 233V232H135ZM135 233H129V236L133 238V240L137 243H142L141 241L142 238L140 236H137ZM62 234V233H61ZM140 235V234H139ZM233 235V234H232ZM88 236V235H87ZM142 236V235H141ZM247 236V235H246ZM253 236V235H252ZM2 237V235L0 236ZM162 237V236H161ZM90 238V235H89ZM130 238V239H131ZM248 238V237H246ZM92 239V238H91ZM253 239V238H251ZM257 239V237H256ZM187 240V239H186ZM197 240V239H196ZM247 240V239H246ZM254 240V239H253ZM252 240V241H253ZM4 243H3V242ZM75 240L74 242H76ZM145 241H150L146 240ZM251 241V242H252ZM87 242H90V240L87 239ZM94 242V241H93ZM159 242V241H158ZM247 242V241H246ZM66 243V244H67ZM147 243V242H146ZM257 243L260 245L262 244V248L264 246V236L261 238L257 239ZM246 244V243H244ZM250 245V244H248ZM254 245V244H253ZM120 246V245H119ZM137 246V245H135ZM159 246V245H158ZM245 246V245H244ZM255 246V245H254ZM151 247V246H150ZM161 249L164 250L165 254H168V257H165L166 259H161L159 260V264H181V256L180 254H176V252H172L170 247L166 246L165 244L160 245ZM257 246L256 248H258ZM153 248V247H151ZM156 248V247H155ZM253 248V247H252ZM239 249V248H237ZM137 250V249H136ZM249 249H247L248 251ZM259 250V249H258ZM153 250H150L151 252ZM155 251V249H154ZM253 251V249L251 250ZM260 251V250H259ZM264 251V249L262 250ZM245 252V251H244ZM255 252V251H254ZM253 252V253H254ZM258 252V251H257ZM256 252V253H257ZM143 253V252H142ZM157 253V252H156ZM252 253V254H253ZM242 254V253H241ZM240 254V255H241ZM247 254V253H246ZM251 254V253H250ZM249 254V255H250ZM255 254V253H254ZM258 254V253H257ZM260 254V253H259ZM258 254V255H259ZM157 255L154 252L150 254V256ZM261 255V254H260ZM121 256V255H120ZM158 256V255H157ZM243 256V255H242ZM252 256V255H251ZM263 256V254H262ZM254 258V257H253ZM256 258V257H255ZM254 258V259H255ZM153 259V258H152ZM187 259V258H186ZM195 259V258H194ZM104 261V260H101ZM108 263L110 264H118V260L115 258V256H109ZM106 262V263H107ZM118 262V263H117ZM156 262V261H155ZM186 262V261H185ZM258 263V262H257ZM121 264H134L133 262L129 261V259L122 257V263ZM156 264V263H155ZM194 264V263H193ZM220 264V263H219ZM232 264V263H231ZM261 264V263H260ZM264 264V263H263Z\"/></svg>",
	"mask_w": 264,
	"mask_h": 264
}]
</instances>
